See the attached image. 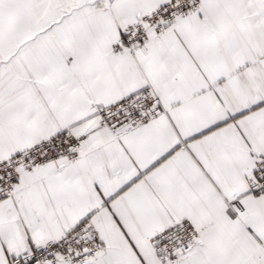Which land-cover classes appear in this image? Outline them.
<instances>
[{
  "label": "snow or ice",
  "instance_id": "6c2138e0",
  "mask_svg": "<svg viewBox=\"0 0 264 264\" xmlns=\"http://www.w3.org/2000/svg\"><path fill=\"white\" fill-rule=\"evenodd\" d=\"M0 264H264V0H0Z\"/></svg>",
  "mask_w": 264,
  "mask_h": 264
}]
</instances>
